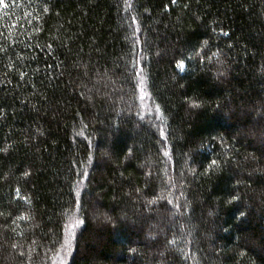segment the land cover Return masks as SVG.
Returning a JSON list of instances; mask_svg holds the SVG:
<instances>
[{
	"label": "trees",
	"instance_id": "obj_1",
	"mask_svg": "<svg viewBox=\"0 0 264 264\" xmlns=\"http://www.w3.org/2000/svg\"><path fill=\"white\" fill-rule=\"evenodd\" d=\"M3 5L0 264H264V0Z\"/></svg>",
	"mask_w": 264,
	"mask_h": 264
},
{
	"label": "rangeland",
	"instance_id": "obj_2",
	"mask_svg": "<svg viewBox=\"0 0 264 264\" xmlns=\"http://www.w3.org/2000/svg\"><path fill=\"white\" fill-rule=\"evenodd\" d=\"M142 91H143V87L139 84V92L140 93H142ZM75 221H77V220H74V219H70L69 221H68V224H67V227H66V229H65V238H64V241H63V247L61 248V252H62V255L63 256H61L60 257V260H56V262H59L58 264H62V262L64 261L63 259L64 258H66V257H68V255H69V250L70 249H68L69 247L66 245V241H68L69 239H70V241H71V243H72V241H73V237L75 236V232H76V230H77V228H78V225L75 227V229L74 230H71V225L73 224V223H75ZM73 231L74 232V235L73 236H70L69 235V231ZM63 260V261H62ZM65 263V262H64ZM63 263V264H64Z\"/></svg>",
	"mask_w": 264,
	"mask_h": 264
},
{
	"label": "snow or ice",
	"instance_id": "obj_3",
	"mask_svg": "<svg viewBox=\"0 0 264 264\" xmlns=\"http://www.w3.org/2000/svg\"><path fill=\"white\" fill-rule=\"evenodd\" d=\"M172 2L173 3H175V0H172ZM0 5H3V0H0ZM3 6H7V5H3ZM179 66L182 68L183 67V62L181 61L180 62V64H179ZM166 155H167V153H165ZM216 162L215 161H213V164H215ZM28 173H25V175H27ZM233 199H235V197H233ZM241 215H243V213L241 214ZM83 223V220H77V221H75V223H73L72 225H71V230H74L75 229V227L78 225V224H82ZM69 231V235L70 236H73L74 235V232L73 231ZM66 245L70 248L71 247V241H70V239L68 240V241H66ZM13 247H15V245H13Z\"/></svg>",
	"mask_w": 264,
	"mask_h": 264
}]
</instances>
